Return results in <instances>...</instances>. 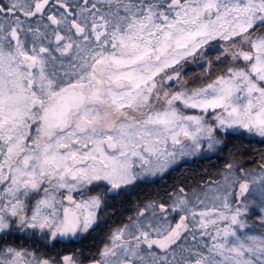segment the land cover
<instances>
[{
    "label": "snow or ice",
    "instance_id": "1",
    "mask_svg": "<svg viewBox=\"0 0 264 264\" xmlns=\"http://www.w3.org/2000/svg\"><path fill=\"white\" fill-rule=\"evenodd\" d=\"M0 264H264V0H0Z\"/></svg>",
    "mask_w": 264,
    "mask_h": 264
}]
</instances>
